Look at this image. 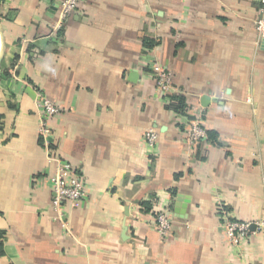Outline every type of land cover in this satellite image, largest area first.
<instances>
[{
	"label": "crops",
	"instance_id": "obj_1",
	"mask_svg": "<svg viewBox=\"0 0 264 264\" xmlns=\"http://www.w3.org/2000/svg\"><path fill=\"white\" fill-rule=\"evenodd\" d=\"M60 1L0 0V264H264V0H78L63 20ZM152 62L201 114L192 153ZM37 91L61 108L50 149ZM53 156L82 177L75 209L53 207Z\"/></svg>",
	"mask_w": 264,
	"mask_h": 264
},
{
	"label": "built area",
	"instance_id": "obj_2",
	"mask_svg": "<svg viewBox=\"0 0 264 264\" xmlns=\"http://www.w3.org/2000/svg\"><path fill=\"white\" fill-rule=\"evenodd\" d=\"M78 0L60 1V19H65L68 15L77 9ZM254 29L260 38H264V1L259 8V17L254 22ZM149 73L155 83L158 94L163 99H169L176 94L173 85L172 74L159 62H152L149 66ZM36 105L39 109L38 134L42 139L45 148L50 149L52 144V130L50 121L61 112V108L51 102L41 92H36ZM181 119L183 139L188 147V154L194 152L206 139L207 132L203 126L200 113L193 116H187V113L177 114ZM143 142L147 149L152 151L157 143V133L149 129L143 133ZM54 165L52 174L48 177L51 190L54 194L53 207L58 212L62 205L75 209L84 200L85 185L82 177L75 171L72 165L57 157H51ZM223 227L226 237L229 241L236 244L246 238L250 232L248 223L230 221L227 213L221 211ZM172 217L168 211H162L155 217V227L159 236L164 239L170 234ZM259 229H264V222L257 224Z\"/></svg>",
	"mask_w": 264,
	"mask_h": 264
},
{
	"label": "trees",
	"instance_id": "obj_3",
	"mask_svg": "<svg viewBox=\"0 0 264 264\" xmlns=\"http://www.w3.org/2000/svg\"><path fill=\"white\" fill-rule=\"evenodd\" d=\"M172 100L174 101V104L172 103V111H174L176 114H183L186 111V107L183 106V100L180 96L173 95L171 96Z\"/></svg>",
	"mask_w": 264,
	"mask_h": 264
},
{
	"label": "water",
	"instance_id": "obj_4",
	"mask_svg": "<svg viewBox=\"0 0 264 264\" xmlns=\"http://www.w3.org/2000/svg\"><path fill=\"white\" fill-rule=\"evenodd\" d=\"M2 50H3V41H2V38H1V49H0V56L2 54ZM254 227H250V229H253Z\"/></svg>",
	"mask_w": 264,
	"mask_h": 264
}]
</instances>
